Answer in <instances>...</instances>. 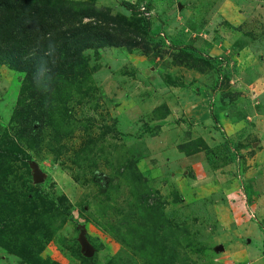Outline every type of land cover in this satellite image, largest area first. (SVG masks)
I'll list each match as a JSON object with an SVG mask.
<instances>
[{
  "label": "rangeland",
  "instance_id": "1",
  "mask_svg": "<svg viewBox=\"0 0 264 264\" xmlns=\"http://www.w3.org/2000/svg\"><path fill=\"white\" fill-rule=\"evenodd\" d=\"M70 1L116 23L50 107L0 62V149L28 156L5 163L0 264H29L17 246L33 264H264V0ZM21 100L40 126L17 120ZM146 204L161 255L136 249Z\"/></svg>",
  "mask_w": 264,
  "mask_h": 264
},
{
  "label": "trees",
  "instance_id": "2",
  "mask_svg": "<svg viewBox=\"0 0 264 264\" xmlns=\"http://www.w3.org/2000/svg\"><path fill=\"white\" fill-rule=\"evenodd\" d=\"M123 5L129 9L133 8L129 3H123ZM84 18H93L95 23L93 25L84 24L82 21ZM110 22L116 23L114 18L94 7H88L83 2L70 0H0V62L3 61V63H7L17 70L24 71L26 73L25 82L30 85L29 89L39 96L36 97L42 108H48L51 102L48 98L49 93L38 90L33 79L39 62L42 59L48 61L49 75L52 78L49 92H52L55 88L54 84L63 80V77L69 73L76 75L74 73L78 71L80 66L81 51L103 40L101 33L107 35L105 24ZM134 28H138L139 31L146 34L148 32V27L145 24L140 26L135 24ZM49 43L55 46V63H52L51 57L44 55L48 51ZM38 44L39 50L34 52ZM186 53H191L198 59L200 58L194 52ZM24 106L21 100L18 103L20 110L15 113L17 120L28 123L35 118L33 122L35 125L38 124L39 117L28 109L24 110ZM217 120L218 118L215 117V121ZM36 126L38 127L40 124ZM221 134L226 137L224 132ZM193 143L195 144L194 149L188 152L180 148L181 151L185 155H192L197 153L198 149L206 148L202 140ZM26 159L28 156L17 149L10 147L0 149V184L10 174V171L7 170L8 165L5 164L8 160L24 162ZM128 173L133 177L132 188L135 191L140 189L142 182L139 175L135 171ZM36 186L41 188L42 185ZM34 198L33 196L31 201ZM142 213L145 224H140L136 228L138 233L136 249L142 251L148 248L154 252L155 256L165 253L163 240L157 237L159 235L158 230L164 227L161 209L146 204ZM147 221L150 224L146 223ZM144 231L145 234H143ZM16 248L15 254L18 257L29 264H33L31 254L26 252V249L21 246ZM87 260L90 261V259Z\"/></svg>",
  "mask_w": 264,
  "mask_h": 264
},
{
  "label": "clouds",
  "instance_id": "3",
  "mask_svg": "<svg viewBox=\"0 0 264 264\" xmlns=\"http://www.w3.org/2000/svg\"><path fill=\"white\" fill-rule=\"evenodd\" d=\"M39 50V44L37 45V48L34 50ZM44 55L49 56L52 58V63H55V46L52 43H49L48 45V51L44 53ZM49 66L47 60H41L39 64L37 65L36 71L34 72V83L38 90L47 93L51 89V76L49 75Z\"/></svg>",
  "mask_w": 264,
  "mask_h": 264
},
{
  "label": "water",
  "instance_id": "4",
  "mask_svg": "<svg viewBox=\"0 0 264 264\" xmlns=\"http://www.w3.org/2000/svg\"><path fill=\"white\" fill-rule=\"evenodd\" d=\"M31 167L33 169V182H34V184H41L43 182V179H44L43 174L39 171L38 167L35 164H32ZM85 255L91 256V250L89 248L86 249Z\"/></svg>",
  "mask_w": 264,
  "mask_h": 264
},
{
  "label": "crops",
  "instance_id": "5",
  "mask_svg": "<svg viewBox=\"0 0 264 264\" xmlns=\"http://www.w3.org/2000/svg\"><path fill=\"white\" fill-rule=\"evenodd\" d=\"M251 241V240H250ZM250 241H248L249 243H250ZM252 255V254H251ZM259 259H262V258H259ZM258 261V259L257 260H255V261H253L252 263H255V262H257ZM251 262L250 263H247V264H252Z\"/></svg>",
  "mask_w": 264,
  "mask_h": 264
}]
</instances>
